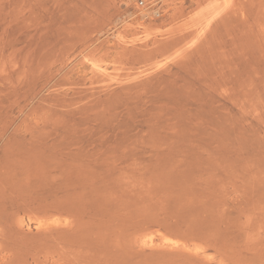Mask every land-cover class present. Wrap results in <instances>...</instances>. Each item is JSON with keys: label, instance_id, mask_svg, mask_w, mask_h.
Returning <instances> with one entry per match:
<instances>
[{"label": "rangeland", "instance_id": "rangeland-1", "mask_svg": "<svg viewBox=\"0 0 264 264\" xmlns=\"http://www.w3.org/2000/svg\"><path fill=\"white\" fill-rule=\"evenodd\" d=\"M0 264H264V0H0Z\"/></svg>", "mask_w": 264, "mask_h": 264}]
</instances>
